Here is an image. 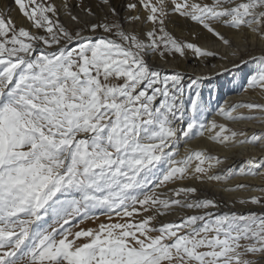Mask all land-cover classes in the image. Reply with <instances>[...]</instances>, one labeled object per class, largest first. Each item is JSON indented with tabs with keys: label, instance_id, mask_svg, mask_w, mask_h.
<instances>
[{
	"label": "snow or ice",
	"instance_id": "1",
	"mask_svg": "<svg viewBox=\"0 0 264 264\" xmlns=\"http://www.w3.org/2000/svg\"><path fill=\"white\" fill-rule=\"evenodd\" d=\"M189 52L220 64L165 67ZM229 73L237 95L264 99V0H13L0 11V264H264V183L249 182H264V102L206 100Z\"/></svg>",
	"mask_w": 264,
	"mask_h": 264
},
{
	"label": "bare ground",
	"instance_id": "2",
	"mask_svg": "<svg viewBox=\"0 0 264 264\" xmlns=\"http://www.w3.org/2000/svg\"><path fill=\"white\" fill-rule=\"evenodd\" d=\"M60 1V0H59ZM56 3L59 5L60 2L56 0ZM10 4L8 2L5 3V1L0 0V11H7ZM17 15H13L14 18L17 19V22L19 23V14L16 12ZM174 23L169 25V30L173 31L177 36H187L188 32L190 31V26L186 25L184 21L181 18L173 17ZM212 64H220L219 60H210L208 62V67H205L203 64L199 63L195 58H193L192 54L189 52L187 59L180 58L177 56V58L174 61H170L168 65L165 67L167 68H177L178 70H184L186 72H204L208 73L211 70ZM251 66V65H250ZM230 78H233L232 84H230ZM238 80H241V74L240 73H229L227 75H220L218 78L213 77L210 83L206 84L204 86V92H205V99H208V92L211 90L212 96L216 98L215 102L224 103L225 100H239V99H256L259 102H264V99H262L259 96L253 95V94H242L237 95V86L240 84ZM209 119L212 118L211 115L208 117ZM190 146L193 148H199L207 146L208 148L214 147L212 149V152L217 151L218 154L221 156L228 155L232 156L233 153H242L245 150L244 149H228L224 147H220L214 144L209 143L205 139H201L200 137H195L193 140L189 142ZM182 149L181 152H183L184 145H181ZM219 150V151H218ZM252 184L260 185L262 182L259 178L249 181ZM236 183V181H234ZM207 186V185H206ZM210 187V186H209ZM212 192L209 193L210 196H219L222 199L229 200L231 196H241V195H247L246 193H226L222 190L217 189V187L211 186ZM206 188V187H205ZM208 193V192H207ZM208 195V194H207ZM166 220L172 219V217H166L164 218Z\"/></svg>",
	"mask_w": 264,
	"mask_h": 264
},
{
	"label": "rangeland",
	"instance_id": "3",
	"mask_svg": "<svg viewBox=\"0 0 264 264\" xmlns=\"http://www.w3.org/2000/svg\"><path fill=\"white\" fill-rule=\"evenodd\" d=\"M2 1H5V3L8 2V3L10 4V6L13 5V0H2ZM58 2H61V0H60V1L58 0ZM12 15H17V14H16V11H13V12H12ZM232 82H233V78H230V84H232ZM238 82L242 83V80H238ZM181 149H182V147H181ZM210 149H211V152H212V149H214V147L212 146V147H210ZM234 150H235V149H234ZM218 151H219V150H218ZM212 153L216 154L217 151H214V152H212ZM229 184H230V185L234 184V180H233V181H230ZM212 186H214V185H212ZM215 186L217 187V189L222 190L220 185H215ZM204 187H206V189H207V191H206L205 194H208V195H209V193L212 192V187H211V186L209 187L208 185H207V186H204ZM207 192H208V193H207ZM226 193H227V192H226ZM227 194H228V193H227ZM216 198H217V199H220V200H222V201H226V200H227V199H222V198H220L219 196H217ZM88 226H91V225H88Z\"/></svg>",
	"mask_w": 264,
	"mask_h": 264
}]
</instances>
